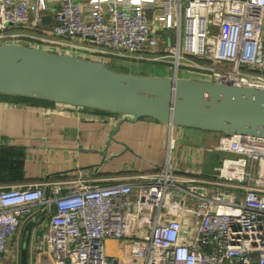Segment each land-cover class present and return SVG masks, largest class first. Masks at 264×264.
Instances as JSON below:
<instances>
[{"label":"built area","instance_id":"1","mask_svg":"<svg viewBox=\"0 0 264 264\" xmlns=\"http://www.w3.org/2000/svg\"><path fill=\"white\" fill-rule=\"evenodd\" d=\"M0 41L264 87V0H0ZM171 141L134 179L0 186V264L30 220L27 264H264V138L221 133L233 155L202 179L177 172Z\"/></svg>","mask_w":264,"mask_h":264},{"label":"crops","instance_id":"2","mask_svg":"<svg viewBox=\"0 0 264 264\" xmlns=\"http://www.w3.org/2000/svg\"><path fill=\"white\" fill-rule=\"evenodd\" d=\"M166 74L171 75L167 71L159 75ZM179 74L207 77L197 69ZM220 134L170 126L150 117L77 111L0 94V186L69 180L80 174L98 184L134 179L162 165L169 137L170 159L177 172L208 178L223 157L233 155L214 149ZM8 257L7 252L5 261Z\"/></svg>","mask_w":264,"mask_h":264},{"label":"water","instance_id":"3","mask_svg":"<svg viewBox=\"0 0 264 264\" xmlns=\"http://www.w3.org/2000/svg\"><path fill=\"white\" fill-rule=\"evenodd\" d=\"M49 21L44 15L43 24ZM112 59L0 41V94L49 101L47 106L150 117L170 126L264 138V87L213 81L207 73L191 78L122 71ZM33 225L30 220L22 227L19 264H27Z\"/></svg>","mask_w":264,"mask_h":264},{"label":"rangeland","instance_id":"4","mask_svg":"<svg viewBox=\"0 0 264 264\" xmlns=\"http://www.w3.org/2000/svg\"><path fill=\"white\" fill-rule=\"evenodd\" d=\"M89 45L90 47H93L91 44ZM58 50H61V49L58 48ZM77 53L82 56L88 55L87 53H84V51L82 50L80 51V53L79 52ZM93 54L97 55L95 53ZM112 57L114 58L112 59V62L114 61L116 65L119 66L118 68L122 71H136V72H143V73H150V74H160L162 71H167L171 73L170 63H171L172 57H167L170 60V62L168 63L161 62V61H148V60H143V59L136 60L134 58L121 59V58H118V56H113V55ZM108 66L111 67L112 65L109 64ZM112 67L114 68V66ZM184 69L189 70L191 68H184ZM21 230L22 228L19 230L16 239L12 243L9 244V257L3 264H19L18 254H19V249H20ZM45 232L46 230L41 231L39 233V236L42 237V235ZM39 254H40L39 260H41V258H43L45 254L41 250H39Z\"/></svg>","mask_w":264,"mask_h":264},{"label":"trees","instance_id":"5","mask_svg":"<svg viewBox=\"0 0 264 264\" xmlns=\"http://www.w3.org/2000/svg\"><path fill=\"white\" fill-rule=\"evenodd\" d=\"M16 97H17V96H16ZM17 98L22 99V100H27V101L36 102V103H42V104H44V105H47V104L50 103L49 101H42V100L31 99V98H26V97H17Z\"/></svg>","mask_w":264,"mask_h":264}]
</instances>
